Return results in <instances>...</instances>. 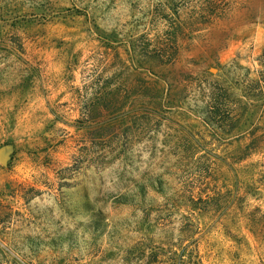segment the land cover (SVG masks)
Returning <instances> with one entry per match:
<instances>
[{"label":"rangeland","instance_id":"1","mask_svg":"<svg viewBox=\"0 0 264 264\" xmlns=\"http://www.w3.org/2000/svg\"><path fill=\"white\" fill-rule=\"evenodd\" d=\"M0 264H264V0H0Z\"/></svg>","mask_w":264,"mask_h":264},{"label":"water","instance_id":"2","mask_svg":"<svg viewBox=\"0 0 264 264\" xmlns=\"http://www.w3.org/2000/svg\"><path fill=\"white\" fill-rule=\"evenodd\" d=\"M4 159H5L4 153L3 152H0V162H3Z\"/></svg>","mask_w":264,"mask_h":264}]
</instances>
